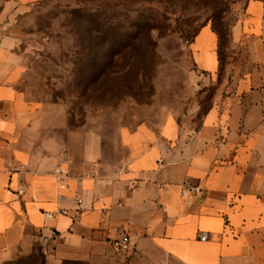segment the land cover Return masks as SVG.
<instances>
[{
  "label": "crops",
  "instance_id": "1",
  "mask_svg": "<svg viewBox=\"0 0 264 264\" xmlns=\"http://www.w3.org/2000/svg\"><path fill=\"white\" fill-rule=\"evenodd\" d=\"M36 1L0 0V264L30 256L37 242L46 264H264V1L248 0L233 24L232 69L197 130L169 117L158 131L127 132L129 154L110 171L97 149L66 146L25 115L15 39L3 28ZM191 47L199 73L217 78L222 49L210 23ZM186 182L202 191L183 195ZM123 233L127 251L112 244Z\"/></svg>",
  "mask_w": 264,
  "mask_h": 264
},
{
  "label": "rangeland",
  "instance_id": "2",
  "mask_svg": "<svg viewBox=\"0 0 264 264\" xmlns=\"http://www.w3.org/2000/svg\"><path fill=\"white\" fill-rule=\"evenodd\" d=\"M247 1L37 0L17 11L3 31L15 39L13 84L29 124L81 152L97 149L104 171L128 156L127 132L158 131L169 117L183 132L197 130L232 69L231 28ZM205 23L220 33L222 66L213 80L199 73L191 47ZM9 264H46L41 244Z\"/></svg>",
  "mask_w": 264,
  "mask_h": 264
},
{
  "label": "built area",
  "instance_id": "3",
  "mask_svg": "<svg viewBox=\"0 0 264 264\" xmlns=\"http://www.w3.org/2000/svg\"><path fill=\"white\" fill-rule=\"evenodd\" d=\"M57 175L58 179L60 181V187H65V182L63 181V178L68 175V170L64 167H60L57 169ZM202 191V188L199 184L191 183V182H186L182 186V191L181 193L183 195H186L188 193H200ZM61 196V195H60ZM78 203L82 202L81 198H78ZM81 213V209L77 208L76 209V215H79ZM209 237V232L208 231H202L199 233V238L201 240H206ZM112 244L120 251H127L130 249V237L127 233H123L121 236L116 237L112 240Z\"/></svg>",
  "mask_w": 264,
  "mask_h": 264
},
{
  "label": "trees",
  "instance_id": "4",
  "mask_svg": "<svg viewBox=\"0 0 264 264\" xmlns=\"http://www.w3.org/2000/svg\"><path fill=\"white\" fill-rule=\"evenodd\" d=\"M214 30L218 33V35L220 37V33L218 32V30H216L215 28H214ZM220 44H221V41H220Z\"/></svg>",
  "mask_w": 264,
  "mask_h": 264
}]
</instances>
